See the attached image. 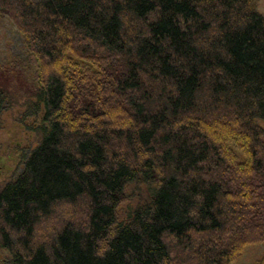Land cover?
<instances>
[{"label":"trees","instance_id":"obj_1","mask_svg":"<svg viewBox=\"0 0 264 264\" xmlns=\"http://www.w3.org/2000/svg\"><path fill=\"white\" fill-rule=\"evenodd\" d=\"M0 14L22 44L0 64V112L33 69L24 96L43 113L0 187L5 264H231L264 241L257 0H0Z\"/></svg>","mask_w":264,"mask_h":264},{"label":"rangeland","instance_id":"obj_2","mask_svg":"<svg viewBox=\"0 0 264 264\" xmlns=\"http://www.w3.org/2000/svg\"><path fill=\"white\" fill-rule=\"evenodd\" d=\"M257 9L264 15V0H257ZM21 36L13 21L0 14V64L13 60L15 54L22 53ZM21 78H10L8 91L11 103L0 112V187L20 171L24 157L39 141L37 126L43 113L32 114V98L24 95V81L36 75L33 69H22ZM3 74L0 75V79ZM32 79V78H31ZM144 187L132 191L119 206V214L124 218L127 211L138 202ZM134 189L136 187L134 186ZM264 255V241L246 244L240 255L231 264H254ZM7 254L0 250V264H5Z\"/></svg>","mask_w":264,"mask_h":264}]
</instances>
